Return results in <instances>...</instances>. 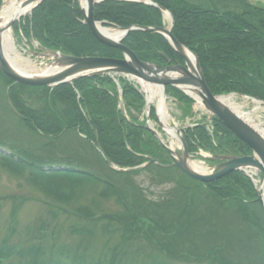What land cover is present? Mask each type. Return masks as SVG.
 I'll list each match as a JSON object with an SVG mask.
<instances>
[{
    "label": "rangeland",
    "instance_id": "1",
    "mask_svg": "<svg viewBox=\"0 0 264 264\" xmlns=\"http://www.w3.org/2000/svg\"><path fill=\"white\" fill-rule=\"evenodd\" d=\"M11 1L1 0L0 8ZM184 1L202 9L234 13L247 5L264 9L257 3L264 0ZM160 12L162 27L169 28V20ZM11 28L17 53L34 68L52 62L36 55L47 52L17 30L18 21ZM179 62L184 65L181 58ZM9 81L0 72V264H264V238L256 237L250 226L207 198L202 187L177 169L163 173L136 166L124 173L120 167L104 163L74 128L54 139L30 131L12 101L19 100L26 109L42 114L46 87H21ZM133 83L144 100L140 112L130 113L145 124L146 94ZM172 90L165 89L171 126L186 128L209 122L203 106H196L180 92L190 100L185 103ZM234 97L241 113L264 125V107L255 110L248 95ZM102 108L111 110L104 104ZM119 108L128 119L124 102ZM53 109L67 119L74 113L71 103L55 102ZM149 111L156 113L154 105ZM149 123L169 147L171 140L155 116H150ZM173 143L180 152L179 143ZM161 154L166 162L170 160L169 153ZM203 158L191 159L212 169ZM50 171L63 173L47 174ZM256 210L261 219L258 205ZM213 249L215 255L210 258Z\"/></svg>",
    "mask_w": 264,
    "mask_h": 264
},
{
    "label": "trees",
    "instance_id": "2",
    "mask_svg": "<svg viewBox=\"0 0 264 264\" xmlns=\"http://www.w3.org/2000/svg\"><path fill=\"white\" fill-rule=\"evenodd\" d=\"M150 1L171 13L174 38L196 56L213 95L237 93L264 101V9L247 5L240 13H234L224 9H202L184 0ZM93 17L95 21H105L118 28H137L124 38L122 44L140 61L165 65L160 53L166 56L170 64L180 61L162 36L142 30L145 27L162 26V16L158 9L143 4L107 0L94 7ZM17 30L26 39L35 40L46 50L75 57L121 58L118 50L101 45L91 35L81 22L75 0L42 1L30 16L18 24ZM120 86L128 119L117 110L116 87L106 75L81 78L71 85H61L53 90L45 88L47 98L42 114L26 109L19 100L11 101L30 131L54 139L53 136L56 138L63 131L74 128L93 144L94 150V144H97L110 164L123 169L134 168L146 162V157L164 163L161 154L163 150L154 136L139 122L138 116L130 113V110L141 111L142 96L122 81ZM172 92L180 100L185 99V103L190 102L180 92ZM55 102L71 103L74 113L68 116L70 120L65 114L55 112ZM102 104L111 110H104ZM150 116H154L153 112ZM212 124V135L204 124H197L184 131L188 152L202 148L218 154H250V150L218 120L212 119ZM153 168L163 173L175 171L155 165L145 169ZM35 169L40 170L39 167ZM53 173L63 172L50 171L47 174ZM84 176L91 178V174ZM191 183L202 187L207 192V198L209 196L224 211L250 226L256 237L264 238V220L257 216L253 187L242 173H231L210 184ZM208 254L210 258L213 257L214 249L209 250Z\"/></svg>",
    "mask_w": 264,
    "mask_h": 264
},
{
    "label": "water",
    "instance_id": "3",
    "mask_svg": "<svg viewBox=\"0 0 264 264\" xmlns=\"http://www.w3.org/2000/svg\"><path fill=\"white\" fill-rule=\"evenodd\" d=\"M42 1L43 0H27L25 5H33L30 9V11H32ZM102 1L105 0H85V10L81 7L79 0H77V5L79 6L78 8L80 9L83 19L82 23L88 27L91 35L98 43L103 46L118 50L122 55L121 58L74 57L53 50H45L47 54L36 55L41 58L53 59L52 62L46 66H49L50 64L55 65L60 70L56 74L50 75L48 77L32 78L16 73L4 59L0 47V72L15 84L27 87H48L50 89L63 84H71L73 81L80 78L99 75L127 76L132 79H136L138 82H145L157 87H161L163 92H165V88L167 87L174 88L193 100H195L193 97L187 95L184 92L183 87L189 89H198L197 95L201 100L202 106L209 114V117H214L215 119L219 120L237 139L248 146V148L251 150V154L247 156H235L228 154L213 155L210 157V160L219 162V164L212 169L211 173H199L193 171L188 166V160L190 159V156L187 151L186 143L181 136L182 128H176L175 130L181 146L180 152L171 151L166 145L162 143L159 135L148 125L149 118L147 114L146 129L155 136L159 144L169 153L170 156L171 164L164 167L177 168L189 179L199 183L214 182L232 172L239 171L242 168L254 169L258 171L261 176L259 187L255 191V201L260 205L264 216V139L262 136L233 111L223 105L219 101L221 96H214L210 92L204 80L197 58L173 37V20L168 12L164 11L155 3L147 0H120L130 3H142L147 6L158 8L163 12V15L166 13L168 14L170 22L169 28L163 26L161 28L145 27L142 29L143 31L154 32L162 35L184 62V65L160 67L153 63L141 62L132 51L122 44V40L126 37V35L129 32L135 30V28H119L118 30L122 32V35L116 40L104 37L97 31L96 24L100 23L94 21L93 10L94 5H97ZM15 21L17 20L12 21L9 24V27H11ZM185 53L190 54L194 58V68L189 65ZM161 56L164 57V55ZM171 73L179 74L174 78H166V76ZM164 74L167 75L164 76ZM251 100L256 101L254 99ZM256 102L260 103V105L264 107V102ZM145 110L148 112L149 108L146 107ZM148 161L149 163L156 164L154 160L148 159Z\"/></svg>",
    "mask_w": 264,
    "mask_h": 264
},
{
    "label": "bare ground",
    "instance_id": "4",
    "mask_svg": "<svg viewBox=\"0 0 264 264\" xmlns=\"http://www.w3.org/2000/svg\"><path fill=\"white\" fill-rule=\"evenodd\" d=\"M26 1L27 0H13L11 2L5 3L0 8V47H1V51H2V54L6 62L14 69L16 73L26 76V77H32V78L48 77L50 75L56 74L57 72H59L60 69L57 66L51 65V64L39 70L34 68L31 65L30 61L24 59L17 53L14 43H13L12 28L9 27V24L14 20H19L20 18L29 14L30 9L32 8L33 5H25ZM79 3L81 7L86 10L85 0H79ZM164 16L166 17L167 20H169V16L167 13ZM96 29L104 37H108L114 40L120 38L122 35V32H120L118 29H113V28H109L105 26L103 27L101 24H96ZM185 55H186L189 65L194 68L195 66L194 58L188 53H185ZM170 66H173V65H170ZM178 74L179 73H173V74L171 73L168 75L164 74V76L167 75L166 78H174L178 76ZM107 76H110V75H107ZM139 83H141V86L146 94L145 108L146 107L149 108L151 105H154L156 109V114H157L156 116H157V120L159 123V127L162 129V132H164L171 140V144L168 148L171 151L175 152L173 148V144H174L173 142H178L179 145H180V142L177 138V134L175 131L176 127L170 125V115L168 113V105L166 102L167 97H166L165 92H163L161 87H157L152 84L145 83V82H139ZM183 90L187 95L195 99L196 106H202L201 100L197 95L198 89L196 88L189 89V88L183 87ZM234 98H235L234 95H228V96H223L219 98V101L223 105H225L227 108H229L231 111L236 113V115H238L241 119H243L244 122H246L253 129H255L264 139V125L259 124V123L255 124L254 121L249 118V115L247 113L246 114L241 113L239 111L240 107L235 103ZM251 103H253L255 110H258L259 108H261L260 103L256 101H251ZM145 113L146 115L148 114V117H149V110L148 112L145 110ZM183 134H184V131H181V136L184 139ZM159 138L162 141L160 136ZM160 147L161 149H163L161 145ZM246 147L248 148V146ZM188 154L191 155L193 153L188 152ZM250 154H251V150H250ZM250 154H247V155H250ZM213 155L214 154H212V156ZM207 163L211 167H216L219 164V162L211 161L210 158H209V162ZM188 166L193 171H196L199 173H211V171H207L209 167L205 168L203 163L197 160L194 161V160L189 159ZM239 171H245V169L242 168ZM236 172H232V173H236ZM249 182L251 185H254L257 183L259 184V182L256 181L254 178L252 181H249Z\"/></svg>",
    "mask_w": 264,
    "mask_h": 264
}]
</instances>
